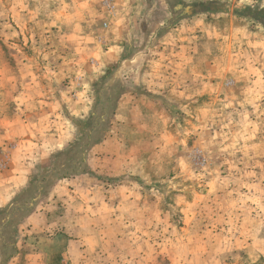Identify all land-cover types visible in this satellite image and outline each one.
<instances>
[{"label": "rangeland", "instance_id": "obj_1", "mask_svg": "<svg viewBox=\"0 0 264 264\" xmlns=\"http://www.w3.org/2000/svg\"><path fill=\"white\" fill-rule=\"evenodd\" d=\"M22 4L0 0V122L25 125L0 172L21 130L65 143L0 205V264H264V0L64 2L55 39Z\"/></svg>", "mask_w": 264, "mask_h": 264}, {"label": "crops", "instance_id": "obj_2", "mask_svg": "<svg viewBox=\"0 0 264 264\" xmlns=\"http://www.w3.org/2000/svg\"><path fill=\"white\" fill-rule=\"evenodd\" d=\"M11 1L23 3L21 7L17 6L16 10L13 7V9H11V11L9 12L10 18L16 19V22L18 23L17 28H20L21 33H23L25 26L23 25L22 21L19 20V18L26 19L27 17H35L39 21L37 24L38 30L40 32H44V34H49V36L55 39L56 38L54 35L55 29L58 27L59 24H61L62 19L64 17H67L69 13V11H63V3L76 1V0H71V1H68V0H37V2L41 4V7H39L36 10V13L31 8H29V3L32 0H11ZM26 3H28V6ZM8 44L9 45L11 44V46L9 47L10 50L12 47H16L14 43H8ZM111 50H112V53H110ZM113 56H114V51L112 48H109V51L107 52V55H106V58H108L107 64H110V62L113 61L112 60ZM17 60L14 62L15 64L18 63ZM5 81L6 83L1 84V86L3 87L2 89H6L9 91L13 90L12 91L13 94L10 95L11 98H13V95H17V92H18V88L16 89V86L20 85V83L17 82L16 78L10 81L5 79ZM1 94L3 98H5L4 101L9 102L8 101L9 95L7 94L5 95L3 93ZM11 101H14V100L11 99ZM74 106L75 105H71V104L68 105L69 110H72L73 114L77 115L78 114L77 111H79V109L75 108ZM48 110H51V109H48ZM16 115L14 117L6 116L3 119H1L0 130L2 131V133L5 134L4 137L8 138L10 136V133H13V131L15 135V130L20 129L21 127L23 128L25 127L24 124L23 126L19 125L23 119L15 118V117H18ZM33 123H36L35 119L29 122V127H31L32 130H35L37 129L38 124H33ZM20 136H22L23 139L20 140L19 145L23 143L24 146H27V147L24 148L23 152H18L14 155V160H12V165L9 169L5 170L4 172H0V205L4 201L10 199L15 189H17L20 185L26 182V179L29 176V170L26 171V168H24L26 166H24L23 164L30 163L31 161H33V159H35V157L45 158L47 157V155H49L53 151L61 149L65 143L63 139L64 137L62 135H57V137L54 139H48L45 141L43 140L42 143L40 142L34 143L33 141L36 140V137H34L33 135H30L27 131L23 133V131L21 130ZM37 160L38 159H36V161ZM7 179H9V181H7Z\"/></svg>", "mask_w": 264, "mask_h": 264}]
</instances>
